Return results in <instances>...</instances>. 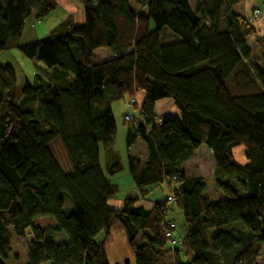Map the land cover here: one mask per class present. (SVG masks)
Segmentation results:
<instances>
[{
	"label": "trees",
	"instance_id": "16d2710c",
	"mask_svg": "<svg viewBox=\"0 0 264 264\" xmlns=\"http://www.w3.org/2000/svg\"><path fill=\"white\" fill-rule=\"evenodd\" d=\"M58 1L0 0V53L16 48L49 73L19 82L13 63H0V264L20 260L13 237L26 240L24 264H109L105 247L115 225L133 264H166L167 257L168 264H259L264 36L233 11L238 0H195L194 7L188 0H78L82 24L67 13L46 36L10 42L30 14L43 17ZM102 48L112 56L99 61L93 52ZM139 90L145 97L126 143L140 139L148 156L129 154L128 173L141 195L163 184L169 193L149 209L131 196L113 209L108 202L118 190L110 177L122 168L103 172L100 149L114 139L111 103L130 101ZM163 98L174 101L180 117L154 114ZM201 145L212 153L214 183L224 195L218 201L205 196L202 178L179 170ZM238 147L244 164L235 159ZM176 211L186 235L171 249L163 231L176 226L166 218ZM41 218L53 224L37 226ZM61 233L66 241L57 242Z\"/></svg>",
	"mask_w": 264,
	"mask_h": 264
},
{
	"label": "crops",
	"instance_id": "0c3cea01",
	"mask_svg": "<svg viewBox=\"0 0 264 264\" xmlns=\"http://www.w3.org/2000/svg\"><path fill=\"white\" fill-rule=\"evenodd\" d=\"M188 2L191 5L190 0H188ZM244 2L246 3V5L247 4L250 5V10L245 9L243 10V12L238 10L236 8L237 5L239 4V1H238V3L235 6H233V11L235 13L241 14L242 16H244L245 18L249 20V17H250L249 13L251 9L254 6H260V5L258 1L256 0H243V3ZM82 18H83V15L79 16V20H82ZM258 21L251 20L250 22L254 24L257 30V34L259 36H264V18L260 20L263 25L262 29H261V24ZM253 41H254V37L247 38L248 44H252ZM255 48L256 47L252 45V49L255 50ZM98 51L99 50H95L93 54L95 58L99 61L107 59L112 56V53L108 49H104V48L100 49V51H108V52L101 53V56L97 54ZM144 97H145V92L142 90H139L135 93L134 98H133L136 106H133V105L131 106L128 99L126 100L121 99V100L111 103V109H112L114 119L116 122L114 139L111 144L102 146L100 149L101 150L100 151V163H101V169L103 172H106L107 168L113 165H116V164H119L122 168L119 173L110 177L111 182L116 178L124 177V180L127 184H130L129 182L133 184L129 176L128 169H127L128 155L130 154L140 159L141 161H145L148 156L146 146L140 139H136L130 146H127V143H126L127 126L130 121L125 120V115L129 114L132 116V118H136L138 114V109L141 106V103L143 102ZM154 114L157 117H161L162 115H166V114L171 117H177V118L180 117V112L178 108L176 107L174 101L170 98H163V99L156 101L154 105ZM236 153H237V158H235L236 161L240 164H244L245 163L244 156H241V154L244 153V149L242 147H238L234 150V154ZM214 169H215V163L212 157V153L204 145H201V147L195 151L193 157L190 160H188L187 162H185L179 167V170H183L187 174V176L202 178L206 184V191L208 189L207 181L210 179L212 182H214V178H213ZM118 183L119 182L115 183V185L117 186V190L119 186ZM133 188H135L134 184H133ZM168 193H169L168 187L163 184L156 189L150 190V192L146 195H141L139 191L136 190V188L134 189V192H131V194H128V195L139 199V202L137 203L138 206H142L145 209H149L152 206V202L162 199L165 195H168ZM123 199L110 200L108 202V206L113 209H119L122 206ZM180 216H182L180 212L176 211V212H169L166 218L173 219L176 222V225H178L177 219ZM182 221H183V217H182ZM183 226H184V223H183ZM175 234H177L179 237H182V238L185 237L186 235L185 227L182 229V231L178 232V226H177V231L175 232ZM16 239H24V238H16ZM54 239L57 242L64 241L63 237L60 235L55 236ZM19 257H20V260L18 262H14L10 264H19V263L24 264L26 262L27 260L26 245H25L23 257L22 256H19Z\"/></svg>",
	"mask_w": 264,
	"mask_h": 264
},
{
	"label": "rangeland",
	"instance_id": "374dc122",
	"mask_svg": "<svg viewBox=\"0 0 264 264\" xmlns=\"http://www.w3.org/2000/svg\"><path fill=\"white\" fill-rule=\"evenodd\" d=\"M238 1H239V4L236 7L238 10H240L241 12H243V10H245V9L250 10L249 4L246 5L245 2L243 3V0H238ZM190 3L192 5V7H194L195 0H190ZM258 3L260 6H264V1L259 0ZM58 4L59 5L55 9L51 10L47 15H45L43 17L38 18L35 16L34 13L30 14L25 20V24L23 26L21 34L19 36H17L16 38L12 39L10 42L19 44V43L27 42V41L32 40V39H36L39 37L46 36L49 33L50 29L52 27H54L56 24H58L67 15V13L73 14V19H75L74 20L75 24L79 25V24H82L84 22L85 18H84L83 8L80 6L78 0H59ZM251 11H252V9H251ZM251 11L249 14H251ZM82 15H83L82 20H79V16H82ZM262 18H264V16H261V18L258 17V19L255 18L256 20L253 19V21L259 20L258 22L261 24V29L263 27L262 22L260 21V20H262ZM162 35H163V33H162ZM162 41H165L163 36H162ZM98 50L99 51L97 54L99 56H101V53H103V52H108V51H100V49H98ZM254 52L255 53L257 52L256 48H255ZM256 55L258 56V52L256 54H254V58H257ZM9 61L12 62L13 65L17 69V76H18L17 78H18L19 82L22 80L23 75H25L31 81H33L36 74H39L42 76L49 74L46 71L36 70V67H35L33 61L31 59H29L28 57H26L25 55H23L16 48H11L6 52L0 53V63L1 62H9ZM47 77H48V79H50L49 76H47ZM124 100H126V99H124ZM131 101H134V100L130 99L129 102H131ZM54 154L57 157V159L59 160V162H61L62 165H65L66 158H65V154L62 151V149H60L59 147H55L54 148ZM234 156H235V158H237V153L234 154ZM241 156H243V153L241 154ZM118 176H120V175H118ZM112 182L114 184L116 182H119L118 183L119 184L118 192L116 194L115 200L126 198L127 196H130L128 194H131V192H134L135 188H133V184L131 182H129L130 184H127L124 180V177L116 178ZM207 187H208V189L205 193V196L208 199H210L212 201H218V200L224 198V195L222 194V192L216 188L215 183L212 182L210 179L207 181ZM64 201H65V210L67 212L71 211L72 206H71V202L68 199V197L64 196ZM177 221H178V225H176V231H177V226H178V232H179V231H182V229L184 228L182 216H180L177 219ZM35 224L37 226L45 228V227L49 226L50 224H53V220L50 218H41V219L36 220ZM232 225L233 226L234 225L239 226V227H241V229L243 231H247L246 228L241 223L237 222V223H234ZM60 236H62L63 239L66 241V236L64 234L61 233ZM102 239H103L102 233H100L95 238V240L97 242H101ZM25 245H26L25 239H16L15 237L12 238L11 247L13 248V252H17L19 254V256L23 257ZM105 251H106V255H107V259H108L109 264H123L124 260L126 258H129L131 261V264H133L131 254L128 251L127 246H126V239H125L124 232L117 225H115L111 228V236H110L109 242L106 244ZM170 260H171V258L167 257L165 261H166V263H168V262H170ZM257 262L259 264H264V248L260 251L259 256L257 258ZM19 264H22V263H19Z\"/></svg>",
	"mask_w": 264,
	"mask_h": 264
},
{
	"label": "built area",
	"instance_id": "2783aa9c",
	"mask_svg": "<svg viewBox=\"0 0 264 264\" xmlns=\"http://www.w3.org/2000/svg\"><path fill=\"white\" fill-rule=\"evenodd\" d=\"M264 16V6H254L252 8L249 20H253L255 18ZM131 104L133 103V101L130 102ZM125 119L127 121H130L132 119V116L127 114L125 116ZM172 202H174L173 199H170ZM175 224L174 223H170L169 225H167L163 231V236L166 240V243L168 245L169 248L174 249V247H176L178 244L181 243V237L175 235Z\"/></svg>",
	"mask_w": 264,
	"mask_h": 264
},
{
	"label": "water",
	"instance_id": "95a60500",
	"mask_svg": "<svg viewBox=\"0 0 264 264\" xmlns=\"http://www.w3.org/2000/svg\"><path fill=\"white\" fill-rule=\"evenodd\" d=\"M123 264H131L130 259H129V258H126V259L124 260V263H123Z\"/></svg>",
	"mask_w": 264,
	"mask_h": 264
}]
</instances>
